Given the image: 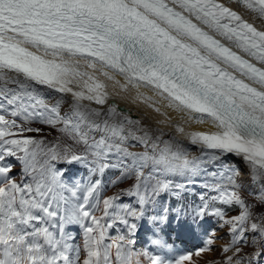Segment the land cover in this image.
<instances>
[{"label": "snow or ice", "instance_id": "obj_1", "mask_svg": "<svg viewBox=\"0 0 264 264\" xmlns=\"http://www.w3.org/2000/svg\"><path fill=\"white\" fill-rule=\"evenodd\" d=\"M232 3L240 11L222 0H0V264H191L224 229L213 264H264V0ZM109 85L160 127L119 108ZM145 223L202 246L137 251Z\"/></svg>", "mask_w": 264, "mask_h": 264}, {"label": "bare ground", "instance_id": "obj_2", "mask_svg": "<svg viewBox=\"0 0 264 264\" xmlns=\"http://www.w3.org/2000/svg\"><path fill=\"white\" fill-rule=\"evenodd\" d=\"M222 2H224L228 6L233 7L234 9H236V6H235V4L232 3V0H222ZM236 10L240 11L239 9H236ZM245 19H249L251 21L252 17L246 15ZM255 23H256L257 27L261 26V22L260 21H256ZM111 88H112L111 85H109L108 91L110 93L111 99L118 106H122L125 109H127V111H128L127 114H129L132 118L141 120L142 124L144 126H146V127H151L153 129H155L157 127H160V125H158L156 123V121H158V119L159 120L163 119V117L158 116L146 104L142 103L139 100L134 99V93L133 94L119 93L118 89H111ZM170 115L173 117L174 122L178 121V117H177V115L175 113H171L170 112ZM206 130H208V126L207 125H201V124H196V123H189V124L185 125V132L206 131ZM164 134H165L164 135L165 139H168L169 137H174L176 140L180 141L185 146V148L188 149V151H192L194 155L198 152V147L197 146L191 145L189 143V141H187V140H183V138L187 139L186 136L180 135L179 137H177L175 135V133L173 132L172 128L165 127L164 128ZM177 138H180V139H177ZM228 160H229L230 163H234L236 166H239L241 168V170L243 172V175L240 177V180H241L244 188L248 192H251L254 189L255 185L252 184V182L249 181L247 167L244 165V163L242 161H240L238 158H236L234 156L228 157ZM113 234H115L114 231H113ZM79 238H81V236ZM135 248H136L137 251H144V248L141 245V241H139L138 239H136ZM186 252H187V248H185V244H184V246L182 244L181 247H175V249L172 248V250H170L168 253H166V256H168L169 258H172L177 253H186ZM214 254L215 253L210 254L209 257L212 258V256ZM164 257H162V258H164ZM200 258L197 257L196 259H200ZM192 261H193V258H192ZM192 264H196V263L194 262Z\"/></svg>", "mask_w": 264, "mask_h": 264}, {"label": "rangeland", "instance_id": "obj_3", "mask_svg": "<svg viewBox=\"0 0 264 264\" xmlns=\"http://www.w3.org/2000/svg\"><path fill=\"white\" fill-rule=\"evenodd\" d=\"M111 89H117V88L112 87ZM33 126L34 127H43L41 125H33ZM44 133L46 134V136H47V138L49 140L52 139L56 135V132H55L54 129H49L47 127H44ZM175 135L177 137L180 136L179 134L178 135L175 134ZM177 139H180V138H177ZM183 140L189 141L188 139H185V138H183ZM135 149L136 148H132L130 150H132V151H139V150H141L139 148H137L136 150ZM189 155L191 156V155H194V154H193L192 151H189ZM73 171H76V170L73 169ZM82 171L83 170H81V172ZM245 197L248 198V200L249 199L250 200L252 199L251 195H246ZM190 199H195V197H190ZM213 227H215V224L211 220H209L208 223L205 225V228L206 229H211ZM153 231H156L157 232V235L162 240L168 239L169 241H173V240L177 241L176 244H175L176 247H181L182 244H183V246L185 244V248L192 250V251H190V253H192V252L195 253V251L198 248H200L202 246V243H203L202 238L198 234H196V235L189 234L184 229L176 230L175 229V225H170V226L164 228L163 233L161 234L159 232V230L152 229L150 225H148L147 223H145V225L139 229L138 234H137V236H136L135 239H138L139 240L141 238V240H139V241H142L141 242V245L143 243V248L144 249H149V250L153 251L152 253H154V252H162V253H165L164 255L161 256V258L164 257V256H166V253H168V251L171 249V247H169V248H157L156 246H154L151 243V241L155 238L152 235V232ZM177 231L179 232V236L178 237H177V234H176ZM226 232H227V229H224L222 231H219L217 233V235L218 236H221V237H224V238L217 240V242L213 245V251L201 253V255L198 256L199 258L201 257L200 259H196L197 256L194 255L192 257L193 258L192 263L195 262L196 264H213V262L219 260L220 259V248H221V246L223 244H225L227 242V237L225 236V233ZM77 233H79L81 235V237H82V233H81V231H80V229L78 227L73 230V234H74V236L76 238H77ZM77 239H76L75 243H77ZM77 244H79V243H77ZM212 253H215V254L211 258V257H209V255L212 254Z\"/></svg>", "mask_w": 264, "mask_h": 264}, {"label": "water", "instance_id": "obj_4", "mask_svg": "<svg viewBox=\"0 0 264 264\" xmlns=\"http://www.w3.org/2000/svg\"><path fill=\"white\" fill-rule=\"evenodd\" d=\"M119 108L123 109L125 112H127V110L121 106H118Z\"/></svg>", "mask_w": 264, "mask_h": 264}]
</instances>
